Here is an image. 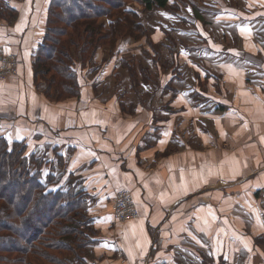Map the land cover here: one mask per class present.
Masks as SVG:
<instances>
[{"label":"crops","instance_id":"crops-1","mask_svg":"<svg viewBox=\"0 0 264 264\" xmlns=\"http://www.w3.org/2000/svg\"><path fill=\"white\" fill-rule=\"evenodd\" d=\"M49 2L18 3L12 35L0 32V51L15 37L21 59L20 75L0 82V132L59 164L63 190L87 194L88 259L264 264V0L133 3L148 40L100 48L81 95L62 103L35 87L31 67ZM120 190L133 192L137 219L113 216Z\"/></svg>","mask_w":264,"mask_h":264},{"label":"trees","instance_id":"trees-1","mask_svg":"<svg viewBox=\"0 0 264 264\" xmlns=\"http://www.w3.org/2000/svg\"><path fill=\"white\" fill-rule=\"evenodd\" d=\"M21 1L0 0V21L15 23ZM133 3L146 12L171 9L170 0H50L31 59L34 85L49 102L81 95L100 48L113 51L119 40H148ZM103 17L111 19L109 27L100 22ZM128 67L134 82L136 70ZM28 149L26 141L0 132V264H88L97 232L87 194L63 190L60 165Z\"/></svg>","mask_w":264,"mask_h":264},{"label":"built area","instance_id":"built-area-1","mask_svg":"<svg viewBox=\"0 0 264 264\" xmlns=\"http://www.w3.org/2000/svg\"><path fill=\"white\" fill-rule=\"evenodd\" d=\"M17 55L9 57L7 63L1 60L0 74L14 73L17 69ZM3 78V77H2ZM111 210L113 216L121 222L137 219L140 216L138 205L135 201L133 192L130 190H120L117 192L116 197L112 201ZM88 264H97L95 261H91Z\"/></svg>","mask_w":264,"mask_h":264},{"label":"rangeland","instance_id":"rangeland-1","mask_svg":"<svg viewBox=\"0 0 264 264\" xmlns=\"http://www.w3.org/2000/svg\"><path fill=\"white\" fill-rule=\"evenodd\" d=\"M22 2V1H21ZM139 5V4H138ZM166 10H170V9H166ZM146 12V11H145ZM151 14V13H150ZM149 14V15H150ZM148 15V13H147V15H146V17H148L149 16ZM17 18H18V16H17ZM148 19H149V17H148ZM100 22H104V19H101L100 20ZM19 25H22V24H19ZM19 25H16V29H17V31H21L23 28L21 27V26H19ZM11 26L12 27H14L15 25H14V23L13 24H8L6 21H0V32L3 34V36L5 37V38H7L8 36H11L12 35V31L13 30H11ZM19 26V27H18ZM12 39H13V45H14V50L13 51H10V52H1L0 51V56H2V59L3 58H5V62L7 63V61H9L8 59H9V57L10 56H12L13 54L14 55H17L16 56V58H17V62H18V64H17V69H16V71L14 72V73H6L5 75H2V74H0V82L2 81H6V80H9L10 78H15V76H19L20 75V69H21V67H20V61H21V59H20V55L17 53V42H18V39H16L15 37H12ZM15 51V52H14ZM35 51V50H34ZM1 59V60H2ZM2 65V63L0 62V66ZM3 77V78H2ZM90 236H93V234L91 233V235Z\"/></svg>","mask_w":264,"mask_h":264},{"label":"snow or ice","instance_id":"snow-or-ice-1","mask_svg":"<svg viewBox=\"0 0 264 264\" xmlns=\"http://www.w3.org/2000/svg\"><path fill=\"white\" fill-rule=\"evenodd\" d=\"M241 31H245V29H241Z\"/></svg>","mask_w":264,"mask_h":264}]
</instances>
